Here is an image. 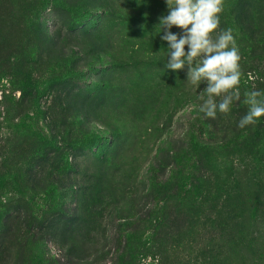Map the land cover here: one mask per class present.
<instances>
[{"label":"rangeland","instance_id":"obj_1","mask_svg":"<svg viewBox=\"0 0 264 264\" xmlns=\"http://www.w3.org/2000/svg\"><path fill=\"white\" fill-rule=\"evenodd\" d=\"M167 14L165 0H0V210L22 242L46 241L33 264L62 258V238L86 241L83 264H228L207 214L264 215V117L238 126L244 93L264 91V0H224L243 75L215 119L207 83L165 67Z\"/></svg>","mask_w":264,"mask_h":264},{"label":"clouds","instance_id":"obj_2","mask_svg":"<svg viewBox=\"0 0 264 264\" xmlns=\"http://www.w3.org/2000/svg\"><path fill=\"white\" fill-rule=\"evenodd\" d=\"M168 14L159 17V26L164 30L162 40L168 44L165 67L174 72L187 66V83L199 88L203 101L200 111L215 119L217 113L227 114L235 101H240L239 85L243 75L241 54L232 29L220 28V15L224 0H165ZM177 27L182 34H174ZM187 47V51H185ZM243 103L248 111L238 126L255 125L264 117V91L244 93Z\"/></svg>","mask_w":264,"mask_h":264},{"label":"trees","instance_id":"obj_3","mask_svg":"<svg viewBox=\"0 0 264 264\" xmlns=\"http://www.w3.org/2000/svg\"><path fill=\"white\" fill-rule=\"evenodd\" d=\"M233 202H230V206ZM253 203L244 202V211L237 212L234 210H228L224 212L225 205L222 209H218L215 213L209 212L208 216H213L214 219L208 217L206 220L214 225V231L217 232V236H213L210 243H212V248L210 253L216 254L219 250H223L225 254V259L228 260V264H264V239L260 238V225L264 220V215L255 221L253 215L257 214L255 212V207L252 206ZM218 207L216 203L215 208ZM242 209V208H241ZM262 214V213H261ZM239 218V219H238ZM227 219L230 221L227 222ZM239 220L237 223L235 222ZM17 227L15 228V222L11 221L9 213L4 210H0V264H33L34 261L42 262L45 258L44 254L40 259H36L33 256L35 251L39 252L36 248L37 244L45 245L46 241L44 238H28L26 242H22L23 237L18 238L17 236L21 233L22 220L21 218L16 219ZM17 232V233H16ZM20 232V233H19ZM52 238L51 235H48ZM240 237V239H237ZM11 238V239H9ZM67 239H61L60 246L64 254L61 255L62 258L55 257L54 260L50 261L52 258H47L48 264H83L85 256L78 257V251L84 250L86 241L79 243V248H74L69 245L66 241ZM31 247V249H29ZM27 253H29V260L26 261L24 256L27 258ZM218 256H216L217 258ZM247 259V260H246ZM50 261V262H49ZM249 261V262H247ZM134 259H129L120 262L118 259L114 264H134Z\"/></svg>","mask_w":264,"mask_h":264}]
</instances>
